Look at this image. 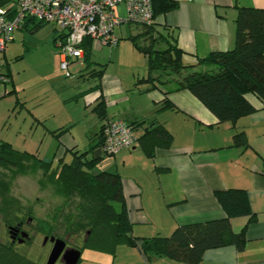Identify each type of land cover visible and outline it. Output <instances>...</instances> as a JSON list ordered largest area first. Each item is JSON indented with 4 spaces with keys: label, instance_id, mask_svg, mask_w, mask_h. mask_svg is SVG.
<instances>
[{
    "label": "crops",
    "instance_id": "0c3cea01",
    "mask_svg": "<svg viewBox=\"0 0 264 264\" xmlns=\"http://www.w3.org/2000/svg\"><path fill=\"white\" fill-rule=\"evenodd\" d=\"M241 7L264 10V0L177 4L155 16L152 27L155 38L160 39L155 47L163 50L177 46L188 64L211 53L228 51L234 46L235 20ZM28 26L15 32L12 42ZM94 41L90 43L91 54ZM8 49L7 45L0 55L1 71L11 80L8 85L0 84V143L54 164L59 160L69 163L73 153L90 151L107 122L121 119L135 123L136 144L114 156V173L121 178L132 237L169 236L181 225L223 219L225 214L214 191L241 189L247 193L253 216L230 222L234 233L244 231V250L238 252L234 246L207 250L200 264H264V104L255 96L246 95L255 107L252 114L233 123H220L190 92L165 94L141 82L147 76V61L146 70L127 82L120 74L106 72L107 66L100 73V65L92 62L91 55L89 61L83 57L77 61L82 66L79 80L93 82L86 89L77 83L55 89L53 83L47 84L50 75L17 72L18 61L9 65ZM27 52L15 59L23 60ZM150 123L162 126L172 137L168 148L156 147L152 156L138 142ZM239 133L242 139L235 144ZM90 261L184 264L162 257L147 258L139 246L126 245L119 246L114 257L103 254Z\"/></svg>",
    "mask_w": 264,
    "mask_h": 264
},
{
    "label": "trees",
    "instance_id": "16d2710c",
    "mask_svg": "<svg viewBox=\"0 0 264 264\" xmlns=\"http://www.w3.org/2000/svg\"><path fill=\"white\" fill-rule=\"evenodd\" d=\"M11 2L14 0H0V7ZM161 4V0L152 1L154 18L177 5L171 2L163 4L164 6ZM33 22L35 21L29 20L21 29ZM235 25L232 49L211 53L194 64L184 63L182 53L175 45L163 50L156 48L160 39L155 38L153 27H142L141 33L129 36L136 49L146 57L147 76L141 82L149 84L151 89H162L165 94L190 92L220 123H233L252 114L255 107L247 100V94L255 96L264 104V10L239 8ZM42 26L43 23H38L35 30ZM91 40L86 39L83 44V57L86 61L90 60ZM129 125L133 131L137 127L135 123ZM102 129L90 151L73 153L69 163L59 160L54 164L53 161L35 158L12 149L6 143H0V168L23 174V163L30 161L33 166L29 168V172L34 174L37 170L42 171L56 196L66 201L80 199L76 205L78 213L75 218L70 211H67L66 216L68 227L75 228L76 232L83 235L81 246L70 248L80 252L77 264L85 250L114 257L117 248L122 245L139 246L147 258L162 257L184 264H200L203 254L211 249L234 246L238 252L244 250V231L234 233L230 222L239 217L252 219L247 193L241 189L214 191L213 196L225 214L223 219L181 225L169 236L133 238L124 206L120 176L96 170L105 157L103 154L94 155L102 146ZM242 136L241 133L235 135V144L240 143ZM138 142L142 150L152 156L156 147L168 148L172 137L162 126L150 123ZM39 182L41 184V180ZM7 194V186L0 181V213L4 216L14 211V201L7 199ZM64 210V205L59 206L56 216ZM28 242L30 240L26 243ZM0 264L37 263L16 255L10 245L0 244Z\"/></svg>",
    "mask_w": 264,
    "mask_h": 264
},
{
    "label": "rangeland",
    "instance_id": "374dc122",
    "mask_svg": "<svg viewBox=\"0 0 264 264\" xmlns=\"http://www.w3.org/2000/svg\"><path fill=\"white\" fill-rule=\"evenodd\" d=\"M12 5L6 4L3 7ZM38 22L29 24L27 29L15 35V40L8 44V60L9 65L18 61L15 65V70L21 75L24 73L38 74V76L50 75L47 82L54 84L55 89L61 88L66 84L73 87L74 83L82 85L84 89L93 82L92 80H79V71L82 69L80 62L76 66L70 68L72 74L70 78L66 73L61 71L60 67V50L57 48L54 40L58 39L60 43L59 34L55 28L50 24H43L42 27L35 30ZM141 29L135 25L122 24L115 29V34L120 38L118 45L114 48L101 47L100 42L94 41L92 47V62L100 65L104 70L107 66L106 72L113 74H120L123 80L127 82L131 80V76L146 70L145 59L133 48L132 41L128 36H136ZM140 39V38H139ZM142 37L140 43H142ZM26 50L27 56L23 60L20 58L23 51ZM112 63V64H111ZM114 63V64H113ZM99 67V66H98ZM69 77V76H68ZM91 156V155H89ZM23 170L25 173L19 171H12L10 169L0 168V181L5 183L8 188L7 199L13 200L14 211L7 216L0 213V244L9 245L10 239L7 233V227L15 225L17 219L24 214L25 218L32 219V227L28 228L30 242L23 245H16L13 252L18 256H24L30 261L37 264H45L52 249L50 242H44V237H55L65 242L67 248H76L81 246L83 235L76 232L75 228H69L67 223V211L75 218L78 213L76 205L80 201L74 198L66 201L65 199L56 196L53 188L46 182V176L42 171L37 170L34 174L29 172L32 168V162L25 161ZM96 170L107 171L114 173L116 167L114 166V157H104L102 163ZM41 180V184L40 181ZM2 200V199H0ZM66 203V204H63ZM64 205V211L58 216L57 208ZM9 223V224H8ZM45 243V244H44ZM103 257V254L85 250L81 254L79 264H91L92 259ZM56 264H62L60 260Z\"/></svg>",
    "mask_w": 264,
    "mask_h": 264
},
{
    "label": "built area",
    "instance_id": "2783aa9c",
    "mask_svg": "<svg viewBox=\"0 0 264 264\" xmlns=\"http://www.w3.org/2000/svg\"><path fill=\"white\" fill-rule=\"evenodd\" d=\"M153 0H14L12 5L0 7V55L13 41L15 32L29 20L52 25L59 34L60 67L67 76L69 68L84 56L86 39L98 40L102 46L114 48L119 37L116 27L126 24L151 27L154 24ZM183 4L192 0H167ZM122 9V10H121ZM0 84L8 85L9 76L1 71ZM101 154L114 157L134 147L137 138L124 120H113L102 129Z\"/></svg>",
    "mask_w": 264,
    "mask_h": 264
},
{
    "label": "water",
    "instance_id": "95a60500",
    "mask_svg": "<svg viewBox=\"0 0 264 264\" xmlns=\"http://www.w3.org/2000/svg\"><path fill=\"white\" fill-rule=\"evenodd\" d=\"M99 154H101V150L97 149L94 155L98 156ZM48 241L52 244V249L45 264H56L58 260H60L64 264L78 263V260L80 258L79 251L66 248V244L64 241L56 239L54 237L44 238L45 243Z\"/></svg>",
    "mask_w": 264,
    "mask_h": 264
},
{
    "label": "flooded vegetation",
    "instance_id": "af4514ba",
    "mask_svg": "<svg viewBox=\"0 0 264 264\" xmlns=\"http://www.w3.org/2000/svg\"><path fill=\"white\" fill-rule=\"evenodd\" d=\"M31 227H32V220L30 218H25V217H21V219L17 221L15 225L8 226L7 233L10 239V243H9L10 247L14 248L16 245H23L28 240H30L27 229ZM62 264L64 263L62 262Z\"/></svg>",
    "mask_w": 264,
    "mask_h": 264
}]
</instances>
